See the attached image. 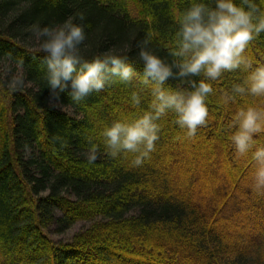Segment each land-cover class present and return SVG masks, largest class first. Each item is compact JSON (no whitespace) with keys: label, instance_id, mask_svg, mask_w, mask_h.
I'll return each mask as SVG.
<instances>
[{"label":"trees","instance_id":"obj_1","mask_svg":"<svg viewBox=\"0 0 264 264\" xmlns=\"http://www.w3.org/2000/svg\"><path fill=\"white\" fill-rule=\"evenodd\" d=\"M190 2L0 0V66L9 64L12 69L11 72L7 68V74H11L7 79L0 70V264H85L95 259L96 263L109 240L128 235L144 241L146 237L151 240L149 243L164 242L159 253L153 252V264H159L161 259L187 264L189 257L200 260V264H264V195L253 187L239 186L235 178L229 177L228 169L226 186L232 192L210 201L209 209L199 208L209 201L204 200L205 195L199 197V192L203 194L209 186V171L204 173L208 178L203 180V190L195 181L175 190L163 170L173 171L176 163L180 164L175 173L186 178L199 153L193 155L189 143L181 149L172 140L177 127L174 125L170 126L173 133L157 141L156 151L143 164L135 165L133 153L120 154L124 155L122 159L129 158L127 162L133 159L131 167L111 157L102 139L96 137L106 120L110 123L116 119L102 99L104 92L93 93L79 103L67 91L57 98L45 78L42 60L46 54L31 46L39 41L33 25L51 26L71 17L85 25L87 47L82 46V54L86 59L105 51L128 55L136 72L132 85L118 84L116 93L108 90L109 100L119 105L118 112L126 117L134 108L121 98L129 97L135 87L143 89L140 78L144 65L139 60L138 43L147 36L149 46L171 62L174 58L168 47L178 28L173 15ZM207 2L214 6V0ZM245 56L264 63V33L249 43ZM18 68L22 71V84L13 85L10 79ZM242 71L224 72L213 82L215 94L209 100V118L197 131L201 135L197 143L210 147L214 142L222 150L221 162L230 166L233 158L240 159L237 168L247 169L250 156H239L227 139L232 113L245 101L237 98L235 103H224L232 85L245 79ZM25 83L32 86L24 87ZM164 86L187 87L174 78H169ZM139 92L147 100L151 88ZM247 102L264 101L248 97ZM140 108L143 111L146 106ZM168 114V119L174 116ZM89 138L100 149L91 164L87 161ZM169 156L174 165L168 169L163 163ZM221 218L231 222L228 231L215 223ZM254 218L256 222H251ZM82 221L92 225L77 233L71 242L51 238L52 230L63 235ZM112 245L109 249L116 250L114 255L121 261L146 263L132 258L134 250L124 243Z\"/></svg>","mask_w":264,"mask_h":264},{"label":"clouds","instance_id":"obj_2","mask_svg":"<svg viewBox=\"0 0 264 264\" xmlns=\"http://www.w3.org/2000/svg\"><path fill=\"white\" fill-rule=\"evenodd\" d=\"M173 19L178 28L168 47L174 58L171 62L149 46L147 36L138 43L144 65L141 83L151 88L152 99L133 118L104 124L99 136L106 153L111 157L133 153L135 165L143 164L156 151L159 121L169 112L184 135L194 138L208 121L213 82L224 72L243 70L246 78L234 83L224 97L225 104L235 103L237 98L245 101L232 113L227 139L239 156H250L255 162L253 190L264 195V102H247L248 97L264 101V63L245 56L249 43L264 33V0H214V6L207 0H191ZM32 30L46 54L42 64L48 88L57 98L67 91L79 103L112 85H132L136 72L128 55L105 51L91 59L84 57L87 34L82 23L70 17L51 26L33 25ZM169 78L179 79L187 87H165ZM129 99L136 107L143 97L133 89ZM99 150L89 138L88 163L97 160Z\"/></svg>","mask_w":264,"mask_h":264},{"label":"rangeland","instance_id":"obj_3","mask_svg":"<svg viewBox=\"0 0 264 264\" xmlns=\"http://www.w3.org/2000/svg\"><path fill=\"white\" fill-rule=\"evenodd\" d=\"M30 42V41H29ZM29 44H32V43H29ZM31 46H36L38 49H41L40 48V42L39 41H36L34 43V45H31ZM9 64L7 65H4L2 64L0 66V70L2 72H4V77L9 78V75L11 74H7L6 70L7 68H9ZM12 68V67H11ZM10 69V68H9ZM10 71L12 72V69H10ZM242 76L244 78H246L247 76V72L246 71H242ZM13 78L10 79L12 84L13 85H18V84H22V71L20 68H18L16 70V72L14 73V75L12 76ZM10 83V82H9ZM32 85L31 84H28V83H25L24 87H28L30 88ZM117 87H118V84L116 85H112L111 87H108V89L105 91H101V92H104L102 96V99L104 100L105 102V105L106 107L108 108L109 112L111 114H115L117 117L118 116H121V118H124L123 115H121L119 111L120 109V106L119 105H116L114 102L110 101L109 98H108V95H110V91H112L113 93H116V90H117ZM143 89H150L149 86H145V85H142ZM110 88V89H109ZM135 90L137 91H143L142 88H140V86L138 87H135L134 88ZM110 90V91H108ZM127 95V94H126ZM106 99L108 101H110V103H107L108 101H106ZM152 99V94L150 95V98H147V100H143L142 99V102L139 106H136V107H133L132 105V108H134V111L131 112V113H127L126 114V117H131L133 118L135 115H138L140 114L142 111H141V108L140 106L142 105H145L146 108H148L149 104H150V101ZM122 102L123 103H130V99L129 97H122L121 98ZM131 104V103H130ZM57 107L63 111L66 110V108H63L60 104H57ZM112 109H110V108ZM91 114L93 116V118L97 119V117L94 116V111L92 110L91 111ZM169 115V114H166L165 116L161 117L159 123H160V134L162 135L160 138L162 137H166V136H169V134L173 133L170 129V126L174 125L175 127L177 126L176 123H175V119H174V116L170 117V118H173V121L171 122V119L169 120L166 116ZM115 116V118H117ZM95 121V120H94ZM97 122V121H96ZM95 122V123H96ZM99 123V122H97ZM106 123H107V120H106ZM104 126V125H103ZM180 132H179V131ZM229 134H230V131H229ZM204 135V134H203ZM199 136H201L200 134H196V136L194 138H188L184 135V132L183 130H180L179 128H175L174 129V135H173V138L172 140L175 141V143L179 144L180 145V148L181 149H184V146L187 147L186 145H189L191 146V152L192 154L194 155L199 153L198 155H195L196 156V161H193V165H191V168H190V172L191 173H186L185 176L186 178L184 177L183 174H178V173H175L176 172V169L177 167L180 165V164H177L175 165V170L173 171H168L166 169H164L163 171H165V173H167L168 176H166L165 178H167L171 185L175 188V190H178L179 189H182L183 186H188L190 185V182L191 181H195V182H198L199 183V186H201L202 190H203V180L205 178H208V176H204V173H208V171L210 172L209 174L211 175V177L209 176L208 178V181H209V186L206 187L205 190H203V194H201V192H199L200 196L201 195H205L204 197L207 196V198H204V200L207 199V204H202V205H199V208L201 207L202 209H209V205L210 204V201H215V198H217L219 195H228V193H231L232 191H230L229 188H227L226 184H227V173L226 172V169H228V171L230 172V175L229 177L231 178H235L237 183H239V186L241 187H247V186H250V187H253V181H252V173H253V170L255 168V162L251 159L247 161V165H248V168L245 169V168H240L238 169L237 166H240V159H232L231 160V163H230V166L229 165H226L225 162H221V158H222V150L220 148H218L214 142H212V146L210 147H204V145H202V143H197L199 142ZM98 139L101 140V137L99 136V133L98 135L96 136ZM203 137V136H202ZM102 141V140H101ZM193 141V142H192ZM186 144V145H185ZM190 153V152H189ZM124 156V155H122ZM122 156L118 155L117 158L121 159V161H124L125 165L127 166H134L133 164H131L132 160L133 159H130L128 160L127 162V159L129 158H123L122 159ZM170 158V160H168ZM168 159H165V163L164 166H166V168H171L174 163H173V157H170L169 156ZM149 159V158H148ZM134 161V160H133ZM167 161V162H166ZM183 161V160H182ZM244 164H246V161L242 160ZM173 163V164H172ZM195 164H197L195 166ZM218 169L217 173L214 172V169ZM188 170V169H187ZM186 170V171H187ZM177 174V175H176ZM218 174V175H217ZM217 175V176H216ZM187 179V180H185ZM182 181V184L180 185V182ZM185 180V181H184ZM174 181V182H173ZM211 184V185H210ZM177 185H180L181 187L177 189ZM203 185V186H202ZM171 188V186H170ZM238 192V190L236 191ZM198 194V195H199ZM187 199L190 201V202H193L195 205L197 203H195L194 201H192V199L190 198V196L186 195ZM185 197V198H186ZM203 198V197H202ZM210 199H213V200H210ZM198 206V205H196ZM230 208L232 209L233 206H230ZM250 211V208H247L246 211ZM245 211V212H246ZM251 222H256V218L253 219H250ZM218 226H220V228H222L223 230H227L228 231V225L229 226H232L231 225V222L228 223L224 218L222 219H218L216 222H215ZM256 224V223H255ZM92 225L91 222H77L76 225L70 229L69 231H67V233L63 234V235H58L56 233H54V230H52L50 232V236L51 238L56 241V242H71L74 238V236L83 231V230H86L88 229L90 226ZM230 230V229H229ZM144 237V236H143ZM142 238V237H141ZM140 237H134V236H130L129 235L127 237H115V241L117 242H121V243H124L128 248H132V250H134V252L131 254V256H133L132 258H136V259H140L143 260V263L144 264H153L154 262V255L153 252L155 251L156 252H160L159 249H161V247H163V244L164 242L163 241H160V240H157L156 243H149L151 240L148 239V238H143L145 239L146 241L142 240ZM150 240V241H149ZM155 240V239H154ZM109 241L111 242V245H109ZM108 241V246L106 249H103V250H100V260L99 262L97 261L96 263L94 261H96V259L94 261H89L88 263L85 262V264H130V262H123L121 261L120 259L117 258L115 254L116 250H113L111 251L109 249L110 246H113L112 244L113 243H117L113 240H109ZM149 241V242H147ZM158 242V243H157ZM155 244H159V245H155ZM157 246H159L160 248H158ZM115 251V252H114ZM111 252V253H110ZM151 252V253H150ZM43 253H45V251H43ZM192 257V254L190 255ZM188 261L186 262H189L187 264H200V260H192L190 257L187 259ZM185 261V260H184ZM142 262V261H141ZM56 263V261H55ZM161 263H166V264H172V263H168V262H164L162 259L159 260V264ZM53 264V262L51 263ZM186 264V263H185Z\"/></svg>","mask_w":264,"mask_h":264}]
</instances>
